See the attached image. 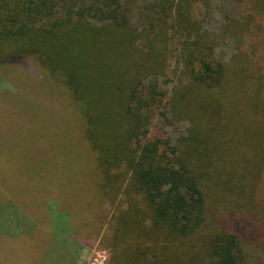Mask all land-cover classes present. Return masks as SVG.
Wrapping results in <instances>:
<instances>
[{
	"label": "trees",
	"instance_id": "1",
	"mask_svg": "<svg viewBox=\"0 0 264 264\" xmlns=\"http://www.w3.org/2000/svg\"><path fill=\"white\" fill-rule=\"evenodd\" d=\"M211 1L7 0L0 8L15 54L37 59L81 107L113 209L109 264H247L241 238L217 222L231 192L230 69L217 49L234 31L204 29ZM172 57L186 81L168 92L161 81ZM163 109L189 121L186 136L150 135Z\"/></svg>",
	"mask_w": 264,
	"mask_h": 264
},
{
	"label": "rangeland",
	"instance_id": "2",
	"mask_svg": "<svg viewBox=\"0 0 264 264\" xmlns=\"http://www.w3.org/2000/svg\"><path fill=\"white\" fill-rule=\"evenodd\" d=\"M6 1L0 0V8ZM136 1L140 7L154 0ZM211 5L204 29L217 35L234 31L217 49L230 69L224 121L231 152L225 178L231 192L219 200L217 222L241 238L247 264H264V0H212ZM2 27L0 22V264H21L25 252L47 257L69 248L75 230L85 245L86 264H109L105 237L113 209L81 107L37 59L15 54ZM181 80L186 81L183 66L172 57L161 83L171 92ZM171 117L161 110L150 135L174 142L186 136L189 121ZM44 203L53 231H38L33 243L13 240L12 232L41 215Z\"/></svg>",
	"mask_w": 264,
	"mask_h": 264
},
{
	"label": "crops",
	"instance_id": "3",
	"mask_svg": "<svg viewBox=\"0 0 264 264\" xmlns=\"http://www.w3.org/2000/svg\"><path fill=\"white\" fill-rule=\"evenodd\" d=\"M6 195H7V193L5 192V197H7L8 200L9 199L12 200V197L10 195L9 196L8 195L6 196ZM42 208L43 209L41 211V215L36 214L33 216L34 218H36L35 220L25 221L23 226L21 225L18 227L15 234L12 232L11 235H12L13 240H18L20 238L23 241H25L24 243H33L39 237L38 231H42V230L45 231L47 228L50 231H53L51 226H50V217H48V219H46V217H45V210L47 209L45 203L42 204ZM47 211H48V209H47ZM12 225L14 227L18 226L15 224H11L10 226L12 228H13ZM28 226L31 227V230L28 229ZM14 235L16 237H14ZM66 237H68V236H66ZM68 238H70L69 242L72 243L70 246H68L69 248L60 247L61 251H57V252H54L52 254L50 253L51 255L49 254L47 257L42 256L41 254L35 255V253H28V252L24 253V252H22V254L23 253L24 254H23V256L22 255L20 256L21 257L20 259H22L21 264H86L87 256H86V252L84 250L85 245H84V242L81 241L82 239L81 240L79 239V235L77 234V230H75L74 237L69 236ZM67 239H63V240L66 241ZM63 240H61V241H63ZM59 241H60V239H59ZM72 245H74V247H71ZM19 253H17L18 256H19Z\"/></svg>",
	"mask_w": 264,
	"mask_h": 264
}]
</instances>
